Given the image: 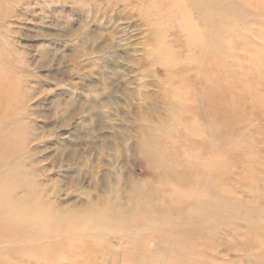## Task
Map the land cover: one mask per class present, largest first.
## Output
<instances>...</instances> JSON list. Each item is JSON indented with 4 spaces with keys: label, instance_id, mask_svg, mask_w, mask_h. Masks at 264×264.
I'll return each instance as SVG.
<instances>
[{
    "label": "rangeland",
    "instance_id": "1",
    "mask_svg": "<svg viewBox=\"0 0 264 264\" xmlns=\"http://www.w3.org/2000/svg\"><path fill=\"white\" fill-rule=\"evenodd\" d=\"M8 97L0 137L22 144L9 164L45 204L72 214L132 208L162 197L182 149L195 167L222 157L232 176L221 182L222 208L236 216L193 230L181 261L166 252L160 264H254L263 253L264 0H0ZM216 138L231 144L221 157ZM174 168L180 186L197 175ZM14 252L4 253L23 262Z\"/></svg>",
    "mask_w": 264,
    "mask_h": 264
},
{
    "label": "bare ground",
    "instance_id": "2",
    "mask_svg": "<svg viewBox=\"0 0 264 264\" xmlns=\"http://www.w3.org/2000/svg\"><path fill=\"white\" fill-rule=\"evenodd\" d=\"M161 1L175 3L176 0ZM218 53L214 49L213 56ZM205 56L199 55L196 61L201 63ZM158 59L162 64L170 62L163 54L158 55ZM10 100L9 97L0 100V110L8 108ZM8 121L9 117L0 114V130ZM211 144L215 157L223 156L231 146L222 138L214 139ZM7 145V140L0 137V151L15 152L10 157H4L0 152V264L17 263L15 256L14 261L12 257L6 258L8 254L4 252L9 248L15 249L14 255L18 250L23 252L24 261L19 264H42L43 260L46 264H97L99 259L104 261L109 257L118 258L120 264H160L166 252L175 260H178V254L187 252L195 230L211 221L220 222L237 214L238 208H222L224 202L220 194L226 192L227 186L221 182L230 181L232 177L222 168V157L195 167L187 151L182 149L176 155H182L178 161H183L170 164L179 167L180 173L197 174L193 181H182L181 186L177 185L178 178L174 173L179 171L173 167L170 175L163 178L166 192L159 200H154L150 194L132 208H112L104 203L83 214H72L56 210L41 200L34 186L21 177L20 167L9 164L17 158V152H21L12 149L21 148L22 144L11 148ZM169 145L176 144L171 141ZM158 155L156 152L154 158ZM184 202L187 206H183ZM200 204L203 209L199 212ZM257 258L256 264H264V251Z\"/></svg>",
    "mask_w": 264,
    "mask_h": 264
}]
</instances>
